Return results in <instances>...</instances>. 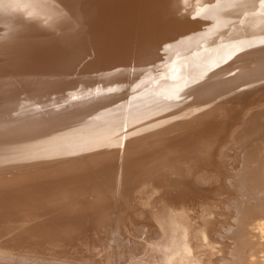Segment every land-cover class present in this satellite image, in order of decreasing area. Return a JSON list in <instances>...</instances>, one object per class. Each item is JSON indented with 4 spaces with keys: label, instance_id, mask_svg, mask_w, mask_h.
I'll return each mask as SVG.
<instances>
[{
    "label": "bare ground",
    "instance_id": "obj_1",
    "mask_svg": "<svg viewBox=\"0 0 264 264\" xmlns=\"http://www.w3.org/2000/svg\"><path fill=\"white\" fill-rule=\"evenodd\" d=\"M0 264H264V0H0Z\"/></svg>",
    "mask_w": 264,
    "mask_h": 264
},
{
    "label": "clouds",
    "instance_id": "obj_2",
    "mask_svg": "<svg viewBox=\"0 0 264 264\" xmlns=\"http://www.w3.org/2000/svg\"><path fill=\"white\" fill-rule=\"evenodd\" d=\"M29 4L28 3H26V4H23V5H19L18 6V8H19V10L23 13V15H24V17L26 18V19H29V18H31L30 17V12H29Z\"/></svg>",
    "mask_w": 264,
    "mask_h": 264
}]
</instances>
